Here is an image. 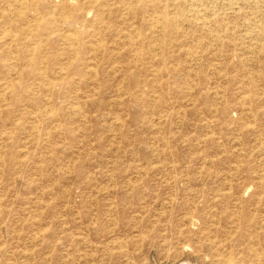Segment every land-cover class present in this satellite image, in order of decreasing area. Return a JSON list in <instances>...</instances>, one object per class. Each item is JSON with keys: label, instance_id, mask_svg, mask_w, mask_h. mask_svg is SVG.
<instances>
[{"label": "rangeland", "instance_id": "374dc122", "mask_svg": "<svg viewBox=\"0 0 264 264\" xmlns=\"http://www.w3.org/2000/svg\"><path fill=\"white\" fill-rule=\"evenodd\" d=\"M0 264H264V0H0Z\"/></svg>", "mask_w": 264, "mask_h": 264}, {"label": "bare ground", "instance_id": "6f19581e", "mask_svg": "<svg viewBox=\"0 0 264 264\" xmlns=\"http://www.w3.org/2000/svg\"><path fill=\"white\" fill-rule=\"evenodd\" d=\"M92 1V0H91ZM17 14V13H16ZM62 14V13H61ZM72 35V34H71Z\"/></svg>", "mask_w": 264, "mask_h": 264}]
</instances>
